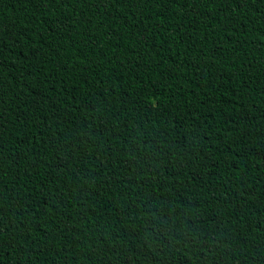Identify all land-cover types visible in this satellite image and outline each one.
<instances>
[{"label": "trees", "instance_id": "obj_1", "mask_svg": "<svg viewBox=\"0 0 264 264\" xmlns=\"http://www.w3.org/2000/svg\"><path fill=\"white\" fill-rule=\"evenodd\" d=\"M0 264H264V0H0Z\"/></svg>", "mask_w": 264, "mask_h": 264}]
</instances>
